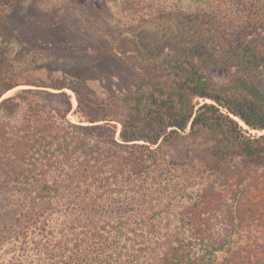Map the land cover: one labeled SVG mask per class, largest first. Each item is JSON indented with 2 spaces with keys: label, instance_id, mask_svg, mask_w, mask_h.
I'll return each instance as SVG.
<instances>
[{
  "label": "trees",
  "instance_id": "obj_1",
  "mask_svg": "<svg viewBox=\"0 0 264 264\" xmlns=\"http://www.w3.org/2000/svg\"><path fill=\"white\" fill-rule=\"evenodd\" d=\"M105 1L120 36L147 23L165 36L135 49L157 80L141 71L104 107L72 25L40 0H0V264H264V92L202 70L211 46L264 68L250 0ZM56 2L100 20L86 0ZM34 24L51 29L46 52L13 57L3 29ZM185 133L197 146L175 160Z\"/></svg>",
  "mask_w": 264,
  "mask_h": 264
},
{
  "label": "rangeland",
  "instance_id": "obj_2",
  "mask_svg": "<svg viewBox=\"0 0 264 264\" xmlns=\"http://www.w3.org/2000/svg\"><path fill=\"white\" fill-rule=\"evenodd\" d=\"M26 5L28 0H20ZM91 8H95L100 20L88 21L81 17L77 12V7L71 6V3L56 2V0H40L43 6L52 7L53 11L62 15L65 23H70L72 26L66 35L80 34L84 41L76 45V49L83 54H87V65L80 70L84 74L83 78L88 83L89 89L95 90L103 97L107 103H100L99 106L116 105L119 103L114 97L115 94L132 93L137 90V85L140 81L138 74L144 71L148 76H153L157 80L150 68L140 66L142 61L136 57V44L142 50H146L149 45L158 43V39L163 38L164 29H158L155 24H144L130 33H117V25L114 18L111 17L105 0H86ZM249 9L255 13L258 18L253 21L252 32L249 39L264 47V0H250L247 2ZM249 11V10H248ZM46 14V13H43ZM47 16V14H46ZM45 15L42 18H47ZM19 17V19L15 18ZM28 16L14 15L13 20L20 22ZM34 21L35 19L32 18ZM45 19H43L45 21ZM3 34L6 42V47L10 49V53L15 58H20L22 61H29L31 54L26 55L31 51L44 53L46 47L51 41V29L34 24V26H21L14 32L3 29ZM20 40L24 45H21ZM214 58L204 56L206 58L203 63L202 70L207 80L219 87H241L255 88L260 92H264V68L247 70L240 63L228 61L225 54L212 47ZM61 63L57 59L54 63L55 67H59ZM25 88V87H23ZM21 88L15 89L8 95L14 94ZM67 92L73 98L74 110L77 108V101L72 91ZM209 102V101H207ZM69 115V119L74 123H79L83 119L77 112ZM244 129L248 127L237 119ZM118 132L121 126L118 125ZM189 130L187 131V133ZM253 136H261L263 132L250 131ZM180 136L171 146V152L175 160L188 161L191 158V150L197 146L196 139L191 137ZM208 159L217 162L216 157L209 155ZM220 257V255H219Z\"/></svg>",
  "mask_w": 264,
  "mask_h": 264
}]
</instances>
